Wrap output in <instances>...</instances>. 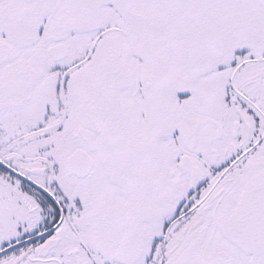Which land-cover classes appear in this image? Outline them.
I'll return each instance as SVG.
<instances>
[{"label":"snow or ice","instance_id":"6c2138e0","mask_svg":"<svg viewBox=\"0 0 264 264\" xmlns=\"http://www.w3.org/2000/svg\"><path fill=\"white\" fill-rule=\"evenodd\" d=\"M0 264H264V0H0Z\"/></svg>","mask_w":264,"mask_h":264}]
</instances>
